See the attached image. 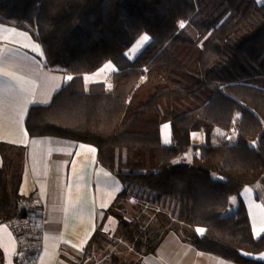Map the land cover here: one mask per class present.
Wrapping results in <instances>:
<instances>
[{"label":"trees","instance_id":"trees-1","mask_svg":"<svg viewBox=\"0 0 264 264\" xmlns=\"http://www.w3.org/2000/svg\"><path fill=\"white\" fill-rule=\"evenodd\" d=\"M0 23L29 32L46 67L72 77L49 105L30 108L28 135L97 149L100 164L124 185L104 217L117 220L136 253L154 254L166 233L180 231L200 252L264 264L247 256L264 251V233L253 237L241 199L250 187L264 205V4L0 0ZM143 34L149 42L129 60ZM107 62L117 69L110 89L97 83L85 90L83 75ZM163 123L171 125L170 146L161 144ZM194 131L205 134L204 146H191ZM17 188L0 170V223L17 239L16 263L35 264L41 207ZM129 197L158 208L154 225L119 214ZM104 242L101 223L83 260ZM112 263L133 264L117 256Z\"/></svg>","mask_w":264,"mask_h":264},{"label":"crops","instance_id":"crops-1","mask_svg":"<svg viewBox=\"0 0 264 264\" xmlns=\"http://www.w3.org/2000/svg\"><path fill=\"white\" fill-rule=\"evenodd\" d=\"M254 1L264 4V0ZM127 57L134 58L129 51ZM99 72L107 78L87 82L89 74L83 75L85 90L97 83L110 89L116 67L107 62L95 72L96 76ZM68 77L65 72L46 67L42 49L29 32L0 23V170L8 183L18 180L19 195H34L41 207L42 235L35 264H81V260L83 264L84 251L98 226L103 223L104 231L112 225L118 227L115 218L104 216L124 185L100 164L97 149L81 142L28 135L30 108L49 105ZM160 135L163 146L172 144L170 123L160 126ZM190 142L193 147L204 146L206 136L202 131L191 132ZM230 202L232 212L237 200L231 198ZM243 203L253 236L259 237L264 231L263 207L252 206L253 220L252 210ZM17 249L13 231L0 223V264H17ZM136 255L133 264H234L198 251L180 231L166 233L154 254ZM247 256L264 262V251Z\"/></svg>","mask_w":264,"mask_h":264},{"label":"rangeland","instance_id":"rangeland-1","mask_svg":"<svg viewBox=\"0 0 264 264\" xmlns=\"http://www.w3.org/2000/svg\"><path fill=\"white\" fill-rule=\"evenodd\" d=\"M260 4L263 3H259L258 5ZM144 36L148 37L147 41H143ZM148 42L149 36L146 34L141 35L129 50V56L135 57L136 55H138ZM110 67L112 68L113 66ZM98 74L101 76H96L95 72L93 74H89L88 76H86L85 80L87 82H92L105 80L107 78L103 76L104 72H99ZM241 199L247 204L249 209H251L252 206L256 207L257 205L263 207L261 208L260 212L262 214V220L264 219V206H262V204H260V202L255 199L252 188L246 187L241 192ZM119 204L121 205V208L118 209V212H120L119 214H122L126 219L139 220L146 226L155 224L154 219L158 212L157 207L151 206L150 204L145 203L135 197H129L125 200V202H120ZM251 210V216H253V220H256V218L254 217V209ZM255 231H257L256 227ZM261 231V228L258 229V232ZM103 233L105 234V239H107V242L102 243V249L93 251L92 255H90L89 258L83 260V264H110L112 263L113 256H117L118 258L124 259L125 261L130 263L134 262V259L137 257L136 252H134L131 245L123 239L120 232L115 226L112 225L109 227V229H106V231L103 230ZM263 233L264 231L260 233L259 237ZM259 237L254 238L257 239ZM80 262L82 264V260Z\"/></svg>","mask_w":264,"mask_h":264},{"label":"snow or ice","instance_id":"snow-or-ice-1","mask_svg":"<svg viewBox=\"0 0 264 264\" xmlns=\"http://www.w3.org/2000/svg\"><path fill=\"white\" fill-rule=\"evenodd\" d=\"M181 27H183V25H181ZM147 40H148V37H147V36H144V37H143V41H147ZM67 79H68V80H71L72 77H68ZM198 231L201 232V233L203 232L202 229H201V230H198Z\"/></svg>","mask_w":264,"mask_h":264}]
</instances>
